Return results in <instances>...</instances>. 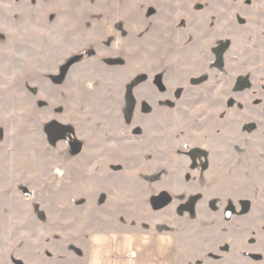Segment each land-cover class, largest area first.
<instances>
[{"label":"rangeland","instance_id":"rangeland-1","mask_svg":"<svg viewBox=\"0 0 264 264\" xmlns=\"http://www.w3.org/2000/svg\"><path fill=\"white\" fill-rule=\"evenodd\" d=\"M90 230L264 264V0H0V264Z\"/></svg>","mask_w":264,"mask_h":264},{"label":"crops","instance_id":"crops-1","mask_svg":"<svg viewBox=\"0 0 264 264\" xmlns=\"http://www.w3.org/2000/svg\"><path fill=\"white\" fill-rule=\"evenodd\" d=\"M175 238L157 231L90 230L81 264H175Z\"/></svg>","mask_w":264,"mask_h":264},{"label":"trees","instance_id":"trees-1","mask_svg":"<svg viewBox=\"0 0 264 264\" xmlns=\"http://www.w3.org/2000/svg\"><path fill=\"white\" fill-rule=\"evenodd\" d=\"M167 196H168V195H165V194H164V195L161 196V198H159V202H160V204H164V205H165V204H167V203L169 202V200L167 199ZM164 205H163V206H164Z\"/></svg>","mask_w":264,"mask_h":264}]
</instances>
